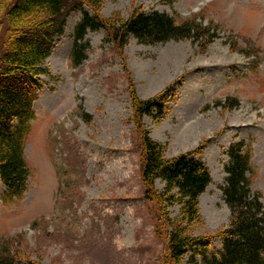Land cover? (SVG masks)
I'll return each instance as SVG.
<instances>
[{
	"label": "rangeland",
	"instance_id": "rangeland-1",
	"mask_svg": "<svg viewBox=\"0 0 264 264\" xmlns=\"http://www.w3.org/2000/svg\"><path fill=\"white\" fill-rule=\"evenodd\" d=\"M12 1L0 0V11ZM135 9L195 19L212 35L157 44L130 36L119 48L103 30L88 31L87 57L75 65V27L84 10L96 11L70 10L43 65L49 74L40 76L24 140L26 190L10 197L0 180V252L13 264H192L190 254L171 258L170 223L212 237L216 253L231 218L226 152L239 142L251 148L252 189L264 205V0H101L98 15L116 24ZM153 98L164 113L135 112L134 99ZM145 131L167 159L193 152L208 166L197 222L165 201L164 181L151 192L146 186Z\"/></svg>",
	"mask_w": 264,
	"mask_h": 264
},
{
	"label": "trees",
	"instance_id": "trees-1",
	"mask_svg": "<svg viewBox=\"0 0 264 264\" xmlns=\"http://www.w3.org/2000/svg\"><path fill=\"white\" fill-rule=\"evenodd\" d=\"M83 1V2H82ZM14 0L0 11V180L10 197L21 196L26 190L29 172L24 158V140L35 119L34 102L41 75L49 74L43 67L51 56L56 40L66 26L73 8L84 10L75 27L71 53L75 65L86 59L88 45L82 43L88 31L103 30L106 40L119 48L134 36L146 44L166 43L184 39L203 40L211 37V29L195 19L182 23L167 13L145 12L135 9L121 22H105L98 15L101 0ZM3 30L5 35L1 37ZM159 98L146 101L134 99L135 112L151 115L153 110L163 112ZM144 162L142 176L151 192L155 182H165L162 196L167 203L181 205L182 218L188 224L200 219L199 198L212 182L208 166L194 157L193 152L167 159L165 145L144 132ZM227 174L222 188L223 198L231 212L228 227L219 232L222 249L212 253V237H194L181 224H172L168 234L171 258L179 263L190 254L192 264H264V205L261 195L252 189L251 148L245 142L229 147ZM14 260L0 252V264Z\"/></svg>",
	"mask_w": 264,
	"mask_h": 264
},
{
	"label": "bare ground",
	"instance_id": "bare-ground-1",
	"mask_svg": "<svg viewBox=\"0 0 264 264\" xmlns=\"http://www.w3.org/2000/svg\"><path fill=\"white\" fill-rule=\"evenodd\" d=\"M189 130V129H188Z\"/></svg>",
	"mask_w": 264,
	"mask_h": 264
}]
</instances>
